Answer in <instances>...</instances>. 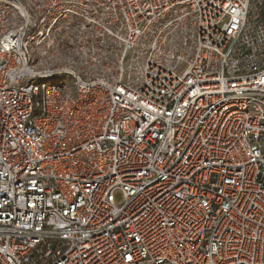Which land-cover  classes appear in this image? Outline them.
Here are the masks:
<instances>
[{"label": "built area", "instance_id": "1", "mask_svg": "<svg viewBox=\"0 0 264 264\" xmlns=\"http://www.w3.org/2000/svg\"><path fill=\"white\" fill-rule=\"evenodd\" d=\"M0 264H264V0H0Z\"/></svg>", "mask_w": 264, "mask_h": 264}]
</instances>
